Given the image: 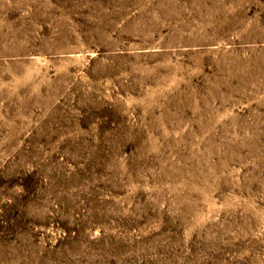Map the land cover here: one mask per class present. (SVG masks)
<instances>
[{
    "label": "rangeland",
    "instance_id": "1",
    "mask_svg": "<svg viewBox=\"0 0 264 264\" xmlns=\"http://www.w3.org/2000/svg\"><path fill=\"white\" fill-rule=\"evenodd\" d=\"M0 264H264V0H0Z\"/></svg>",
    "mask_w": 264,
    "mask_h": 264
}]
</instances>
